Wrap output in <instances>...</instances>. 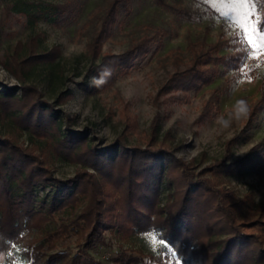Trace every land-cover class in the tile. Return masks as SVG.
Here are the masks:
<instances>
[{
  "label": "trees",
  "instance_id": "trees-1",
  "mask_svg": "<svg viewBox=\"0 0 264 264\" xmlns=\"http://www.w3.org/2000/svg\"><path fill=\"white\" fill-rule=\"evenodd\" d=\"M81 8L79 0H41L15 7L13 12L31 26L39 20L60 26L74 21ZM129 11L130 0H102L76 28L90 31L88 52L101 57L91 69L93 91L109 87L118 73L143 61L152 46L154 52L161 47L165 31L147 26L123 53L100 55L101 43L113 31L120 12ZM27 44L17 54V65H5L22 84L35 66L52 65L58 56L33 42ZM185 50V59L176 50L169 52L174 71L161 88L163 94L179 92L170 99L182 103L211 84L220 67L239 69L243 55L238 40L231 46L222 41L207 43L204 38L188 40ZM51 71L57 73L54 65ZM69 96L67 91L59 93L55 104L62 105ZM256 104L249 112L251 124L264 110V97ZM211 105L205 104L206 114ZM0 125L8 130L0 132V264L11 262L16 246L26 248L20 255L29 264H105L94 252L110 247L103 235L107 230L122 241L146 232L163 237L177 255H148L154 264H264V207L222 186L224 177L264 170V139L240 159L227 157L191 174L164 143L157 147L154 143L125 147L121 141L106 147L94 144L66 127L61 110L43 100L32 85L21 86L19 94L0 91ZM23 133L31 143L42 144L44 152L38 153L32 144L25 148L19 144ZM56 160L77 165L74 177L54 178L51 166ZM36 187H52L54 193L39 198ZM164 188L169 194L162 205ZM65 208L71 210L69 219H60L53 229L34 236L53 221V213ZM71 231L75 251H54L57 241ZM115 262L143 264V258L120 248Z\"/></svg>",
  "mask_w": 264,
  "mask_h": 264
},
{
  "label": "rangeland",
  "instance_id": "rangeland-1",
  "mask_svg": "<svg viewBox=\"0 0 264 264\" xmlns=\"http://www.w3.org/2000/svg\"><path fill=\"white\" fill-rule=\"evenodd\" d=\"M40 1L0 0V91L19 94L21 86L32 85L41 92L43 100L61 110L66 127L83 133L94 144L106 147L121 141L125 147H145L147 143L157 147L164 143L175 160L185 164L191 174L227 157L240 159L264 139V110L253 124L249 117V112L264 97V55L248 59V67L243 71L220 67L212 83L191 95L188 103L170 99L172 95H180L179 92H161L174 71L170 51H178L180 58L185 59L188 40L204 38L207 43L222 41L229 46L236 42L238 27L222 15L227 8L214 6L208 0H130L129 13L120 12L113 31L101 43L100 55L123 53L130 40L140 36L147 26L165 31L161 47L154 52L155 45L152 46L143 61L134 63L127 72L118 73L109 87L97 92L90 88L91 69L101 57H93L88 52L90 31H76V28L102 0H79L80 14L74 21L60 26L42 20L31 26L26 18L13 12L15 7L32 2L36 5ZM45 1L61 3L63 0ZM257 3L258 16H261L264 0H257ZM6 8L9 11H5ZM31 42L58 56L52 65L35 66L22 84L5 65L9 62L17 65L20 49ZM53 65L57 73L51 71ZM65 91L70 93L69 98L57 106V95ZM207 103L212 105L206 114ZM7 131L6 126L0 125V132ZM18 142L24 148L32 144L38 153L44 152L43 145L37 141L31 143L25 133L19 136ZM51 169L54 178L65 181L74 177L78 167L56 160ZM223 180L222 186L241 199L248 196L255 206L264 207V170L247 171L242 176L230 175ZM35 190L39 198L54 193L52 187H36ZM168 194L166 188L162 189V205ZM34 207L39 209L38 205ZM70 216L69 208L53 213V221L34 236L45 234L59 225L60 219L67 220ZM154 234L158 237L157 233L146 232L122 241L107 230L103 235L110 247L95 251L94 256L105 264H118L115 259L121 248L141 256L143 264H154L147 256L157 252L174 258L164 246L152 244L149 237ZM75 249V234L71 231L57 241L54 251L71 253ZM23 250L26 248L16 246L9 264H29L20 255Z\"/></svg>",
  "mask_w": 264,
  "mask_h": 264
},
{
  "label": "snow or ice",
  "instance_id": "snow-or-ice-1",
  "mask_svg": "<svg viewBox=\"0 0 264 264\" xmlns=\"http://www.w3.org/2000/svg\"><path fill=\"white\" fill-rule=\"evenodd\" d=\"M217 7H225L227 12L222 15L231 20L237 27L236 39L241 45L243 55L239 58V70L248 67L247 60L258 59L264 55V17L258 16L257 0H208ZM251 80V76L248 77ZM152 244L159 243L172 257L177 255L171 247L164 245V238L157 235L149 237ZM174 247V246H173Z\"/></svg>",
  "mask_w": 264,
  "mask_h": 264
},
{
  "label": "clouds",
  "instance_id": "clouds-1",
  "mask_svg": "<svg viewBox=\"0 0 264 264\" xmlns=\"http://www.w3.org/2000/svg\"><path fill=\"white\" fill-rule=\"evenodd\" d=\"M99 82H100V83H103L104 81H103V79H101Z\"/></svg>",
  "mask_w": 264,
  "mask_h": 264
}]
</instances>
